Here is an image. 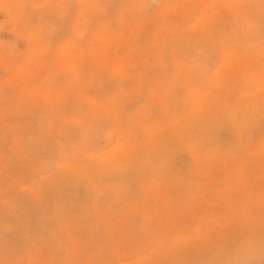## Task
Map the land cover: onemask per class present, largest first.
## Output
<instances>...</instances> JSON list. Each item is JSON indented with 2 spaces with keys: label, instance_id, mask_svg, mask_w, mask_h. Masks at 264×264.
<instances>
[{
  "label": "rangeland",
  "instance_id": "374dc122",
  "mask_svg": "<svg viewBox=\"0 0 264 264\" xmlns=\"http://www.w3.org/2000/svg\"><path fill=\"white\" fill-rule=\"evenodd\" d=\"M261 85L264 0H0V264H264Z\"/></svg>",
  "mask_w": 264,
  "mask_h": 264
},
{
  "label": "bare ground",
  "instance_id": "6f19581e",
  "mask_svg": "<svg viewBox=\"0 0 264 264\" xmlns=\"http://www.w3.org/2000/svg\"><path fill=\"white\" fill-rule=\"evenodd\" d=\"M201 53H202V51H201ZM182 68H183V67H182ZM198 69H199V68H198ZM184 74H185V73H184ZM253 77H255V76H253ZM255 78H257V77H255ZM255 81H256V80H255ZM261 86H262V85H261ZM262 87H264V86H262ZM195 99H196V98H195ZM257 113H259V111H258ZM238 119H239V118H238ZM254 119H255V118H254ZM236 122H237V121H236ZM236 122H235V123H236ZM245 122H246V121H245ZM235 123H234V124H235ZM247 125H249V124L247 123ZM242 133L244 134V131H242Z\"/></svg>",
  "mask_w": 264,
  "mask_h": 264
}]
</instances>
